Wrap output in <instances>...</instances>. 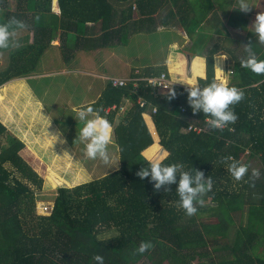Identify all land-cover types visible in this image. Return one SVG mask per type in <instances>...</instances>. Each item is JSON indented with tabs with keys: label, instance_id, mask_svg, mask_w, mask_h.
<instances>
[{
	"label": "trees",
	"instance_id": "obj_1",
	"mask_svg": "<svg viewBox=\"0 0 264 264\" xmlns=\"http://www.w3.org/2000/svg\"><path fill=\"white\" fill-rule=\"evenodd\" d=\"M8 1L0 0V5L8 7ZM13 1L15 10L0 23L16 17L25 27L16 37L20 46L4 49L7 63L0 67V86L33 73L53 54L67 62L124 45L130 33L154 29L156 20L183 27L191 39L188 53L204 57L200 87L216 79L214 58L225 41L218 37L208 45L209 35L196 31L212 9L209 0H57L58 13L51 9L52 0ZM249 42L264 60V44L256 35ZM228 58L229 86L242 89L244 99L231 106L238 119L223 130L212 129L203 112L193 113L186 87L174 84L162 94L144 81L134 91L132 81L116 87L108 80L89 105L102 109L100 115L112 124L120 166L88 182L58 186L45 212L37 211L36 198L43 178L20 155L23 141L0 120V264H96V254L104 256V264H264V75L240 66L247 58L244 50L229 52ZM165 69L145 66L130 76L150 77ZM171 91L176 95L169 99ZM139 96L156 108L150 115L168 153L163 163H182L185 170H201L213 180L196 215L188 216L178 206L175 184L169 192L156 191L150 177L141 180L136 174L147 167L146 157L164 152L153 143ZM125 99L132 104L122 115L116 109L104 113ZM188 118L198 120L203 130H187ZM227 156L249 165L244 180L236 181L228 172L222 162ZM253 168L261 173L254 187L244 182ZM141 241L154 247L136 253Z\"/></svg>",
	"mask_w": 264,
	"mask_h": 264
},
{
	"label": "rangeland",
	"instance_id": "obj_2",
	"mask_svg": "<svg viewBox=\"0 0 264 264\" xmlns=\"http://www.w3.org/2000/svg\"><path fill=\"white\" fill-rule=\"evenodd\" d=\"M7 6L0 7V18L2 19L6 17L7 12L15 10V2L8 1ZM51 9L53 12H58L57 0L51 1ZM16 33V37H20L21 29H17ZM136 33H130L129 38L133 37V39L118 48V58L122 59L123 63L118 59V62L108 66V69L119 73L122 69L120 67L127 66L126 62L129 64L127 69L141 68L147 65L166 68L165 60L170 51L169 45L173 40L172 36L163 35V33L153 30ZM29 37H31V33H29ZM53 42L58 43V37ZM177 44L180 45L181 41L177 40ZM58 57L59 55H57ZM92 59H94L93 56L89 60L93 61ZM61 60L62 58L58 59V61ZM6 63L7 53L4 49H0V67ZM58 66L51 70L52 66L43 63L42 69L48 70V72H44L45 74L31 73L0 86V93L3 95L0 100V120L6 125L9 132L23 141L24 148L20 150V155L43 178L42 190L36 191L38 212L46 211L44 206L50 204L58 186H75L88 182L110 173L120 166L117 145L113 140L108 146L109 163H104L99 157L93 160L85 155V143L80 140V130L84 126V122L77 116V110L80 108H76L77 105L70 107L69 104L78 102V100L73 101V97H78V92L75 91L78 88V78L85 76L86 81L87 75L83 74L79 68L75 69L73 65L65 66L63 72H58L62 69L61 65ZM38 69L40 70V67ZM165 70L168 73L167 68ZM137 71L139 72L138 68L134 72ZM170 71L175 72L173 68ZM118 73L108 72L113 76H118ZM110 78L117 77H109L108 80ZM75 82L77 83L75 84ZM92 86L95 87L96 83H92ZM5 88L7 90L3 91ZM169 91L157 92L165 94ZM127 104L131 107L132 103L130 101ZM115 109L122 110V106H116ZM110 111L104 109L105 114ZM188 120L199 124L198 120L195 121L191 118ZM148 128L153 136V142L156 140V144L161 147L153 125L151 124ZM24 135L25 137L28 135L27 140L35 139L31 136H37L33 146H31L32 143H28L26 146ZM61 139L64 141L61 142ZM39 141L42 142V145ZM14 174L16 173L14 172ZM55 179H58L59 183H55L53 181Z\"/></svg>",
	"mask_w": 264,
	"mask_h": 264
},
{
	"label": "clouds",
	"instance_id": "obj_3",
	"mask_svg": "<svg viewBox=\"0 0 264 264\" xmlns=\"http://www.w3.org/2000/svg\"><path fill=\"white\" fill-rule=\"evenodd\" d=\"M238 9L247 13L250 11V4L247 0H238ZM254 32L258 37L259 43L264 44V12L257 13L253 22ZM23 21L16 17H11L5 23H0V49H9L19 47L16 40V30L24 28ZM246 59H242L240 66L250 69L257 75H264V60L258 59L253 50L252 43L245 44ZM226 57L217 59V65H220ZM187 88L188 103L193 113L203 112L207 118V123L212 129L223 130L225 126L234 124L238 116L232 105L238 104L244 99V92L235 85L229 86L228 81L213 79L212 82L200 87L198 84H189ZM176 93L171 91L169 99L175 97ZM102 109H94L91 105L82 106L77 110L79 120L84 122V126L80 130V140L85 143V155L89 159H97L98 157L104 162H110L108 146L112 142L113 126L103 116L100 115ZM168 153L164 152L158 156H148L147 167H141L136 173L141 180L150 177L154 182V189L159 191L161 188L165 192H169L170 185H176V192L179 196V207L182 208L186 215L193 216L197 214L196 205H204L206 193L211 191L213 180L209 176L205 178L203 171L193 169L185 170L182 163L164 164ZM222 162L228 164V172L236 181L244 180L248 175L249 165L236 160L232 156L222 158ZM230 162V163H229ZM259 169L253 168L251 175L245 183L255 186V181L260 178ZM154 244L151 241H141L136 253L143 254L152 249ZM96 264H104V256L96 254L93 257Z\"/></svg>",
	"mask_w": 264,
	"mask_h": 264
},
{
	"label": "crops",
	"instance_id": "obj_4",
	"mask_svg": "<svg viewBox=\"0 0 264 264\" xmlns=\"http://www.w3.org/2000/svg\"><path fill=\"white\" fill-rule=\"evenodd\" d=\"M208 3H210L209 5H211L212 9L210 13L201 20L196 31L209 35L211 41L208 43V45H211L213 42L218 41V37L222 38L225 41L223 47L224 49L221 52L219 51L220 53L216 54L214 58L215 78L219 80H226L229 82L231 72L230 60L228 58L229 52L240 54V52L245 49V44L247 43V41L251 40L256 35L252 24L257 13L264 12V0H247V3L250 4V11H248L247 13L242 12L238 9V0H209ZM137 17L138 15H136V13H133V18ZM151 26H155L154 29H152L153 31L161 32L163 33V35L169 34L173 38V40L170 41V51L168 57L165 60V66L168 70V76L169 78H171L172 82L186 88L190 87L188 83L198 84L197 79L205 77V60L201 55L191 56L192 54L188 53L187 47L191 43V39L185 32L184 28L179 25H175L174 22H171V25L163 26L160 25L159 20H156L155 23ZM132 39L133 37L128 38L129 41H131ZM177 40L181 41L180 45L177 44ZM53 44L55 46H58L60 44V41L58 43L53 42ZM121 46L122 44H116L107 49L93 50L91 55H87L86 53L80 54L78 55V57H75L67 62L62 58L61 55L57 58L56 54H53L48 56L49 59L46 58V61L39 63V66L33 73L40 72L42 74H45V71L48 72V70L42 69L41 66L43 65V63H47L48 65L52 66L51 70L52 68L59 67L58 65H61L62 69H60V71L58 72H63V68L68 65H73L75 69L79 68L80 70H82L83 74L87 75V80L85 81V76H83L82 78H78L79 80L77 79L78 83L75 82V84L77 83L78 88L75 91L78 92V97H73V101L78 100V102L69 104L70 107L77 105L76 108H81L82 106H87L98 99L103 89L108 84L109 77L128 78L132 77L130 75L134 73L136 68H138V70L140 71L145 68L136 67L127 69V66H129V64L126 62L127 66L125 68L124 66L120 67L122 69L119 71V73L118 71L109 70L108 66H111L114 63L116 64L118 62V48H120ZM92 56L94 58L92 59L94 62L89 60ZM221 57L227 58L226 60H223L222 64L220 65L222 69H220L217 65V59ZM59 58H62V60L58 61ZM119 61L121 62L122 59H119ZM39 67L40 70L38 69ZM172 68L175 71L174 73L171 71L169 72V70H172ZM108 72H117L119 75L113 76L111 74H108ZM52 73H54V71H52ZM171 74L173 75L171 76ZM92 83H96V86L93 87ZM97 87L99 89H96ZM129 102V99H125L122 101L120 105L122 106V110L116 109L117 116L122 115L130 107L127 104ZM143 118L148 127L151 124L153 125L155 132V127L150 115V107H148L147 110L143 113ZM147 120L149 121V124ZM5 122H7L6 119ZM26 137L24 138L26 146L28 143H32L31 146H33V143L36 141L37 136H31L35 137V139L29 138L28 140ZM62 140L63 139H61V142ZM112 140L114 141L113 134ZM155 141L156 140H154L153 143H156ZM39 143L42 145V142L39 141Z\"/></svg>",
	"mask_w": 264,
	"mask_h": 264
},
{
	"label": "built area",
	"instance_id": "obj_5",
	"mask_svg": "<svg viewBox=\"0 0 264 264\" xmlns=\"http://www.w3.org/2000/svg\"><path fill=\"white\" fill-rule=\"evenodd\" d=\"M136 73H138V71ZM127 80L132 81L134 91L137 90L140 81H144L151 87L156 88V91H161V90L169 91L174 85L171 78H169L168 73L164 71L160 73L159 75L150 76V77H133L132 76L130 78H110L109 79L111 85L116 86V87H122L126 85ZM137 103L141 107H145L146 109L150 107L151 113H154L156 111V108L154 106H151L147 101H145L140 96L137 99ZM115 108H116V105H113L111 107L110 106L106 107L105 110L110 111L111 109H115ZM184 110L185 109L182 108V111ZM187 130H194L196 132H200L203 130V128L200 122L199 124H195L189 121ZM44 208L46 209L47 207H44Z\"/></svg>",
	"mask_w": 264,
	"mask_h": 264
}]
</instances>
